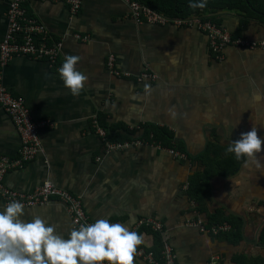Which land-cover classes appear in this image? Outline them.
Wrapping results in <instances>:
<instances>
[{"label":"crops","instance_id":"obj_1","mask_svg":"<svg viewBox=\"0 0 264 264\" xmlns=\"http://www.w3.org/2000/svg\"><path fill=\"white\" fill-rule=\"evenodd\" d=\"M8 1L0 0V38ZM22 6L44 27L49 42H60V54L53 65L13 56L0 69V86L23 98L32 120L48 124L38 130L41 151L9 170L3 184L30 192L49 181L79 197L92 223L106 218L131 230L142 219L156 220L174 264L212 259L215 264H264V248L256 246H264L259 238L264 227V151L258 154L259 168L247 157L235 166L221 162L228 154L235 158L226 152L228 145L252 127L264 140V47L228 45L216 60L203 32L135 24L119 0H81L74 13L62 1L25 0ZM214 15L230 36L264 41V22L237 9ZM66 55L81 56L76 67L89 77L78 96L59 76ZM108 55L122 73L118 77L105 68ZM143 72L156 78L136 81ZM93 116L111 133L131 136L121 142L139 139L147 126L163 128L171 136L170 146L162 147L149 134L148 140L139 139L145 144L106 152L90 127ZM18 147L17 133L0 108V157L14 158ZM205 158L212 175L206 197L196 201L188 196V179L202 172ZM4 210L0 201V212ZM213 215L216 220L233 218L238 236L228 233L232 225L226 221L212 224ZM37 216L53 225L57 235L69 238L73 228L62 204L51 200L24 208L21 219ZM197 221L208 229L225 222L230 229L214 235L190 225ZM136 232L144 237L138 248L158 258V236L144 224ZM134 264L146 263L134 258Z\"/></svg>","mask_w":264,"mask_h":264},{"label":"built area","instance_id":"obj_2","mask_svg":"<svg viewBox=\"0 0 264 264\" xmlns=\"http://www.w3.org/2000/svg\"><path fill=\"white\" fill-rule=\"evenodd\" d=\"M25 0H9L5 10V29L0 38V69L13 56H24L33 60H44L48 65H53L58 56L60 42L48 41V34L44 27L33 18L28 17L22 4ZM39 1H62L66 4L70 13H74L80 5L81 0H39ZM128 11V16L135 24L147 23L152 25H170L176 28H194L205 34L208 48L216 60L221 59V52L225 46H240L246 49L264 47V41L253 43L239 37L230 36L229 32L219 24L212 22L207 14L191 13L182 17H166L135 0H119ZM81 41L88 40L87 36L74 35ZM114 58L108 55L105 68L108 73L118 77L120 73L114 68ZM156 77L149 73H140L136 81L142 79L154 80ZM0 108L10 119L19 140V147L14 158L0 157V201L6 208L7 204L13 200H18L24 204V208L33 206H43L54 200L62 204L72 228H77L80 224L92 223L85 214L80 198L72 196L64 190L54 186L49 181H45L39 186L34 187L30 192H18L7 188L3 184V176L14 168H20L23 163L30 161L40 150L38 130L45 125L46 121H34L22 97L12 95L8 90L0 86ZM93 133L99 139L102 148L114 151L126 147L128 144H145L143 140H131L129 142L112 141L107 138V133L101 128L93 116L91 126ZM151 136V135H150ZM149 136V137H150ZM147 144V143H146ZM158 148L159 145H154ZM191 226L197 227L200 231H209L211 234L227 232L229 224L222 222L209 229L200 222H190ZM144 224L160 240V252L155 258L150 251L137 248L135 258L146 264H174V254L166 235L162 231L161 224L153 219H142L131 231H137L138 227ZM104 264H107L105 261ZM207 264H215V260H210Z\"/></svg>","mask_w":264,"mask_h":264},{"label":"clouds","instance_id":"obj_3","mask_svg":"<svg viewBox=\"0 0 264 264\" xmlns=\"http://www.w3.org/2000/svg\"><path fill=\"white\" fill-rule=\"evenodd\" d=\"M207 0L191 2L189 7L203 9ZM169 54V53H165ZM82 60L79 55H66L58 69L64 86L73 96L84 90L88 75L77 69ZM47 75V74H46ZM145 84V92L150 93ZM264 140L258 136L257 128L241 133L232 141L227 153L237 160L247 157L259 168L258 154L264 151ZM24 204L13 200L0 212V264H134L138 246L144 237L120 223H111L106 218L90 224H80L64 239L55 233V227L37 216L24 221Z\"/></svg>","mask_w":264,"mask_h":264},{"label":"trees","instance_id":"obj_4","mask_svg":"<svg viewBox=\"0 0 264 264\" xmlns=\"http://www.w3.org/2000/svg\"><path fill=\"white\" fill-rule=\"evenodd\" d=\"M135 1L166 17H182L191 13H198V14L206 13L207 15L212 14L211 17L208 16L209 19L212 22L219 24V21L215 18L214 15L216 11L237 9L241 12H244L245 13L244 16L247 18H256L261 22H264V0H207V6L203 9H199V8L193 9L189 7V4L191 2H200V0H135ZM98 125L106 130L107 138L112 141L114 140L121 142L123 140H128V138L131 139V136L120 137L117 136L118 135L117 132L111 133V130H109L110 128H107L103 124L101 125V123L100 124L98 123ZM149 134H151L152 139L156 142H159V144L162 147L170 146L171 136L165 129L156 126H147L143 129V132L141 134V137H139V139L144 138L148 140ZM236 161L237 159L229 154L226 155V157L223 158V160H221L222 164L225 165V167L230 166V164L235 166ZM203 167L204 168L202 172L195 173L188 179V187H187L188 196L190 198L192 197L196 201H201L203 198L206 197L207 180L212 175V173L209 172L211 164L209 163V160L207 158L204 159ZM234 170L235 168H233L231 172H233ZM210 218L212 219V224L220 221H226L227 223H230L232 225L231 220H233V218L229 216L223 217L221 220H216L214 215ZM231 229L232 232L230 231L228 233L231 236L233 235L234 238H236L238 236L237 228H235V226L232 225ZM263 229L260 230L259 232L260 243L261 242L264 243ZM229 234H225V235H229ZM156 239L158 240L157 237Z\"/></svg>","mask_w":264,"mask_h":264},{"label":"water","instance_id":"obj_5","mask_svg":"<svg viewBox=\"0 0 264 264\" xmlns=\"http://www.w3.org/2000/svg\"><path fill=\"white\" fill-rule=\"evenodd\" d=\"M243 165V162L240 164V166H242ZM239 169H240V167H239ZM221 178V177H220ZM208 183L210 184V180H208ZM254 241H255V239H254ZM251 243H253V244H255V242H253V241H251ZM256 245V244H255ZM256 246H260V247H263L264 248V246L263 245H256Z\"/></svg>","mask_w":264,"mask_h":264}]
</instances>
